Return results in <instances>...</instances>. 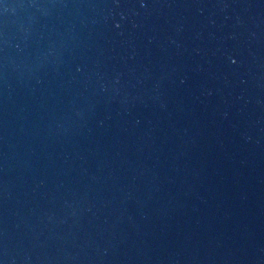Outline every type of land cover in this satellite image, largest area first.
<instances>
[{
  "label": "water",
  "instance_id": "water-1",
  "mask_svg": "<svg viewBox=\"0 0 264 264\" xmlns=\"http://www.w3.org/2000/svg\"><path fill=\"white\" fill-rule=\"evenodd\" d=\"M0 264H264V0H0Z\"/></svg>",
  "mask_w": 264,
  "mask_h": 264
}]
</instances>
